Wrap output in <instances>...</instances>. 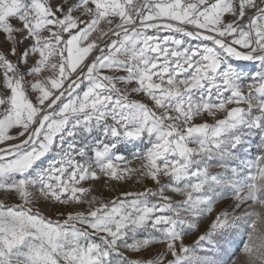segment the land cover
Returning a JSON list of instances; mask_svg holds the SVG:
<instances>
[{
    "label": "snow or ice",
    "instance_id": "1",
    "mask_svg": "<svg viewBox=\"0 0 264 264\" xmlns=\"http://www.w3.org/2000/svg\"><path fill=\"white\" fill-rule=\"evenodd\" d=\"M0 195V264H264V0H0Z\"/></svg>",
    "mask_w": 264,
    "mask_h": 264
},
{
    "label": "rangeland",
    "instance_id": "2",
    "mask_svg": "<svg viewBox=\"0 0 264 264\" xmlns=\"http://www.w3.org/2000/svg\"><path fill=\"white\" fill-rule=\"evenodd\" d=\"M53 2H58V0H53ZM234 63L237 64H241L244 67H249L250 66V62H237V61H233ZM208 122L212 123L211 118H208ZM16 141H13V143H15ZM127 160L129 161L130 166H137L138 165V161H136L135 159H133L132 154L130 152L125 153ZM149 187H152L151 182L148 183ZM95 187L102 191L104 193V195L108 198H111L112 196L116 195L117 192L121 189H125V190H139L137 188V185L135 183H115V182H109L108 184H104L102 182H97L95 184ZM0 200H4L6 203L8 204H13L16 201L11 198V197H4L3 195H0ZM223 210H231V201L230 200H223L221 202L218 203L215 212L205 218H203L200 222V227H199V231L198 232H190L185 236V244L188 245H194L195 241L197 240L198 236L200 234H203L204 232L207 231V229L210 226V223L212 221V219L214 218L215 214L223 211ZM46 215L52 217V218H56L55 213L52 209H48L45 212ZM62 219V218H61ZM240 244V238L237 237L235 239V242L231 245L230 247V251L235 252L237 246H239ZM159 247H162L159 246ZM127 254V253H126ZM237 255H239V253L237 252ZM130 258H134V257H130Z\"/></svg>",
    "mask_w": 264,
    "mask_h": 264
}]
</instances>
